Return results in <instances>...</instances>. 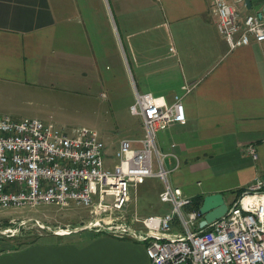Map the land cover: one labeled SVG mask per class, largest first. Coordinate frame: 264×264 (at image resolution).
<instances>
[{
    "label": "crops",
    "instance_id": "1",
    "mask_svg": "<svg viewBox=\"0 0 264 264\" xmlns=\"http://www.w3.org/2000/svg\"><path fill=\"white\" fill-rule=\"evenodd\" d=\"M247 1L242 14L264 7V0ZM211 9L212 0H0V84L34 93L56 83L103 99L126 118L136 93L168 104L182 96L185 123L156 139L165 168L190 164L191 174L204 177L198 193L181 190L188 197L236 195L264 180V42L230 49ZM143 206L132 210L151 216ZM81 231L11 241L0 264H72L73 244L57 240Z\"/></svg>",
    "mask_w": 264,
    "mask_h": 264
},
{
    "label": "built area",
    "instance_id": "2",
    "mask_svg": "<svg viewBox=\"0 0 264 264\" xmlns=\"http://www.w3.org/2000/svg\"><path fill=\"white\" fill-rule=\"evenodd\" d=\"M245 6V0H212L217 32L230 49L264 42L263 16L242 14ZM128 111L140 118L144 134L119 142L111 169L104 167L96 130L66 134L51 122L0 115V211L40 204L88 207L87 228L145 244L148 264H264V181L256 178L220 219L199 228L202 215L191 197L169 184L173 170L165 168L167 154L156 146L158 132L185 123L182 96L168 104L136 93ZM246 150L256 159L254 147ZM149 177L163 183L158 198L170 206L168 214L139 217L129 208L130 190ZM174 217L185 234L170 232Z\"/></svg>",
    "mask_w": 264,
    "mask_h": 264
},
{
    "label": "rangeland",
    "instance_id": "3",
    "mask_svg": "<svg viewBox=\"0 0 264 264\" xmlns=\"http://www.w3.org/2000/svg\"><path fill=\"white\" fill-rule=\"evenodd\" d=\"M34 91V93L24 92L21 87L0 84V115H6L13 120L38 119L45 123L51 122L57 130L66 134L78 128L96 130L104 145V167L111 169L115 164L117 144L121 138L140 137L142 134L140 133L142 129L140 118L133 117L130 113L128 118L122 114H111L108 104L103 99L67 93L64 87L56 83L47 88L39 87ZM161 132L157 133V140ZM187 167L179 165L177 170L170 172L167 179L170 185L178 186L190 196L198 193L201 185L197 182L200 181L199 183L203 184L204 177L201 174H191ZM137 185L135 189L130 190L129 206L131 209L135 204L136 207L138 205V208H141L142 203L146 207L144 214L163 216L170 212V206L161 203L157 197L162 185L158 178H145L144 182H139ZM141 194L143 199H140ZM235 198V193L223 194V200L227 206ZM90 213L88 207L76 205L58 207L40 204L4 209L0 211V250L14 244L13 242L15 244L29 242L50 233L58 235V232L66 236L76 228L82 227L83 231L79 236L74 234L69 238H58L57 240L60 242L58 244L64 242L68 245L73 244L72 264H148L145 244L136 243L130 238L118 239L112 234H100L99 231L87 228L91 218ZM184 217L186 218V214ZM12 220L15 224L9 222ZM5 229L11 232H3ZM170 232L185 234V230L176 217L170 224ZM105 236L110 238L109 243L115 241L116 247L106 245V240H103ZM77 238L80 240H75ZM86 239H89L91 243H87ZM11 241H13L12 244Z\"/></svg>",
    "mask_w": 264,
    "mask_h": 264
},
{
    "label": "water",
    "instance_id": "4",
    "mask_svg": "<svg viewBox=\"0 0 264 264\" xmlns=\"http://www.w3.org/2000/svg\"><path fill=\"white\" fill-rule=\"evenodd\" d=\"M246 5L248 1L246 0ZM260 17L264 16V7L258 14ZM227 206L220 193H214L203 197L201 205L198 208L199 213L202 215V220L199 223V228H204L212 222L220 219L226 212ZM82 228L75 229L70 233L81 231Z\"/></svg>",
    "mask_w": 264,
    "mask_h": 264
},
{
    "label": "trees",
    "instance_id": "5",
    "mask_svg": "<svg viewBox=\"0 0 264 264\" xmlns=\"http://www.w3.org/2000/svg\"><path fill=\"white\" fill-rule=\"evenodd\" d=\"M242 192H244V190L237 191L236 197H238L240 194H242ZM202 199H203L202 196L193 197L192 198V208L198 209L199 206L201 205ZM100 234H102V233H100Z\"/></svg>",
    "mask_w": 264,
    "mask_h": 264
},
{
    "label": "bare ground",
    "instance_id": "6",
    "mask_svg": "<svg viewBox=\"0 0 264 264\" xmlns=\"http://www.w3.org/2000/svg\"><path fill=\"white\" fill-rule=\"evenodd\" d=\"M62 234H64V233H62Z\"/></svg>",
    "mask_w": 264,
    "mask_h": 264
}]
</instances>
